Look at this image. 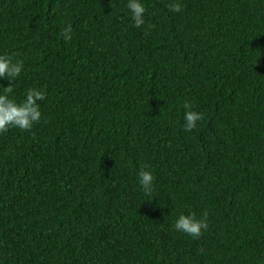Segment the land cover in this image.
<instances>
[{"label":"trees","instance_id":"obj_1","mask_svg":"<svg viewBox=\"0 0 264 264\" xmlns=\"http://www.w3.org/2000/svg\"><path fill=\"white\" fill-rule=\"evenodd\" d=\"M127 2L0 0L12 98L46 93L0 133V264H264V0Z\"/></svg>","mask_w":264,"mask_h":264},{"label":"clouds","instance_id":"obj_2","mask_svg":"<svg viewBox=\"0 0 264 264\" xmlns=\"http://www.w3.org/2000/svg\"><path fill=\"white\" fill-rule=\"evenodd\" d=\"M126 7L131 13L134 27L140 28L145 24V6L142 0H128ZM171 11L179 12V5H173ZM71 25L65 27L61 35L67 42L71 40ZM23 70V61L13 63L8 55L0 54V80L7 81V86L0 85V133H5L9 128H18L23 131H30L34 124L41 119L39 101L46 99V93L42 88L32 87L26 90L25 98L17 102L13 97L14 81L20 76ZM184 131H192L197 126V121L202 120L203 114L192 111L191 105L184 104ZM137 182L145 196H151L153 191L154 175L149 170L141 169L137 174ZM206 214L204 219H196L195 213L188 215L180 214L175 221L174 229L196 239L202 235V229L207 230Z\"/></svg>","mask_w":264,"mask_h":264}]
</instances>
